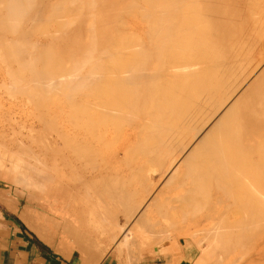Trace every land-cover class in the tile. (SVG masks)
Masks as SVG:
<instances>
[{"label": "bare ground", "instance_id": "6f19581e", "mask_svg": "<svg viewBox=\"0 0 264 264\" xmlns=\"http://www.w3.org/2000/svg\"><path fill=\"white\" fill-rule=\"evenodd\" d=\"M116 1L0 0V73L12 81L0 85L57 134L51 165L40 162L112 207L93 214L106 235L121 210L156 234L134 243L137 259L154 242L167 264H264V0ZM96 164L106 173L80 174Z\"/></svg>", "mask_w": 264, "mask_h": 264}, {"label": "rangeland", "instance_id": "374dc122", "mask_svg": "<svg viewBox=\"0 0 264 264\" xmlns=\"http://www.w3.org/2000/svg\"><path fill=\"white\" fill-rule=\"evenodd\" d=\"M108 1L111 2V1H114V0H111V1L108 0ZM234 1L231 0V3L233 2V3H236V4H240V3H237L238 0H236L235 2ZM249 1L250 0H246L245 3H247V5L249 3L251 4V2H249ZM255 1L256 0H253L254 3H255ZM239 2H241L242 5H243L244 1L240 0ZM260 2H262V1H260ZM116 3H118V0L116 1ZM116 3L111 4L109 7H111L112 5L121 6L120 3H118V4H116ZM242 5L240 4V6H242ZM117 6H114V9H116ZM119 6L117 8H119ZM109 7H108V9H109ZM242 7L245 8V5H243ZM110 9H113V6ZM58 21L56 20L55 22H58ZM55 22L52 24L53 25L51 27L52 30L56 29V27L54 28V26L58 25ZM55 24H57V25H55ZM38 33L39 32H37V34ZM79 33H81V34L85 33L84 36H87L86 33H88V31H86V30L84 32L83 31H79ZM38 36H40V37H38ZM42 37L43 36L41 35V33H39L37 35V37H35V38L37 40H39L40 42H43L44 38H45L46 42L49 41V40H47L46 37H44V38H42ZM38 38L42 39V41L40 39H38ZM46 42H44V43L47 44L48 42L47 43ZM60 43H62V42L58 41L56 46L61 45ZM59 47L60 46H58V48ZM1 62H2V59L0 60V63ZM1 65H2L3 69L6 70L5 65L3 63H1L0 67H1ZM15 66L16 65H14V67ZM2 67L0 68L1 69V73H5L4 72L5 70L2 71L3 70ZM263 69H264V62L261 63V66L259 67L257 72H261ZM7 70H9V67H8ZM1 73H0V84L3 83L4 81H6L7 79H9L11 81V79H10L11 77L8 76L9 73L7 75V77H9V78L5 77L6 75L1 76L2 75ZM251 78L247 80V84L250 83ZM10 81L7 80L4 83H7L9 85L8 82H10ZM4 83H3V85H6ZM11 83H12V81H11ZM11 83H10V86L12 85L11 87H14V85L11 84ZM3 85H2V87L0 85V87H1L0 88V178L7 179L8 181L4 180V182L6 184H8L9 186H12L16 190H18L19 191L18 193H20V194H22L24 196V200L25 201L31 202L32 204L38 205L39 207L45 208V209H47V207H51V208L54 207L52 209V211H54L56 220L62 221L61 217L58 214H62L63 211L66 213V217L70 216L71 222H72V226L70 225L71 227H74L75 225L76 226L79 225L80 228L82 229V231L88 236L87 239H88L89 242H92L94 245H104L105 251L103 252V254H102V252L101 253L98 252L99 253L97 255L98 258L95 257L96 259H99V256H102L101 259H103V258H106V257H111L114 254L115 255V264H141V262H142V264H167V261H166V258H165L166 254L162 250V247H163L162 243H156V244L154 242L150 243L149 246H146L144 248V250H143L144 253H147V254L143 255V259L142 260L137 259V258H139L138 255H137L139 253V252H137L139 248L137 247L138 245L136 246V245H134V243L136 241L137 242L138 241H142V239L143 238L145 239V237L148 238V237H151V236H156V234L153 235L152 233H148V230H145L146 228H144V227L142 229L138 228V231L136 229H134L132 222H131L132 224L131 223L128 224L127 217H125L126 212L121 210L120 212L116 213L117 217H116V215L112 214V215H114L116 217L113 220L115 222H118V226L115 224L116 228H113L114 221H113V223L111 222V224H109L107 222L108 223L107 227L112 225V228H111L113 230L112 234L113 235L114 234L117 235V237L115 235H114V237H112L113 235L111 234L110 231H108V233L110 232V234L112 236L110 234L106 235L107 232L105 233V231L103 232L102 229H100V226H101L102 222L101 221H95L97 219L93 218V214L94 213L96 214V218L101 216L102 214L104 215V217L101 216L102 218H108L106 215L109 216V211L112 210V207L109 206V207L106 208V210L105 209L101 210V208L97 207L98 205L96 203L99 204V202L95 203V200L97 201V199H99V196L97 195V193H95V195H97V199H96V196L92 193L94 191H92V190L89 191V189L87 190L86 189L87 187L83 186V184H82L83 182L82 183H78L77 181L71 180V178H70V181H69L68 177L64 176L65 172L69 173V171H68L69 169L67 167H65V168L63 167L62 173L64 172V174H61V176H63L61 178H58L59 176L55 178V176L52 175L51 171H49L47 169L45 170L46 167H44L43 164H45L47 162V163H49V165H51V163H52V162L50 163V161H49L50 158L52 160V157H51L52 155H51L50 148L53 147V145L55 144L54 143V138H55V136L57 134L55 133V131L52 132V130H51V134H50V130H48L49 127L45 128L44 124H42L43 120L41 122V120L38 119V116L35 115L37 113V111L35 109L36 106H34L35 107L34 108L32 106L33 103H30V104L28 103L29 97H28V99H25V98H27V95H25L24 96L25 98H23V97L20 96V94L18 92L14 91V88H13V90L11 88V90L13 91V94L15 96V97H13V96H11L12 92H11L10 88H9V90H10L9 93L10 92L11 93L9 94L8 93V89L7 90H3V87H4ZM8 85H7V87H8ZM246 85H244V86H246ZM17 94H18V96H17ZM58 95H57V97H59ZM57 97L56 98L53 97V98L56 100ZM18 98H21L23 100L22 102H24V103H22L20 101L21 99L19 100ZM61 98H62V96H61ZM59 99L60 98L57 99L58 101L56 100L58 103L60 102ZM17 100L19 101V103H18ZM24 100H26L27 102L25 103ZM38 113H40V112L38 111ZM52 115H54V114H51V116ZM60 116H62V115H60ZM60 116L56 115L57 119H58V117L60 118V120L58 119L59 123L57 122L58 123V127L61 126V128H62V126L64 127L67 124V126H66L67 128L66 129H68V122L66 121L67 118L65 116H64V118H62ZM53 117L55 118V116H53ZM61 119L63 120V122H62ZM50 120L52 121L51 117H50ZM64 121H66V122H64ZM10 122L12 124L13 123L14 124L12 125ZM61 122H62L63 125L61 124ZM9 123L11 124V126L9 125ZM15 124H16V126H15ZM32 125H33V127H32ZM12 128H13V130H12ZM114 130H113V132H115ZM113 134L114 133H112V136H110L111 134L107 135L106 140L104 138V140L106 142L103 140L102 142H105V144H103L101 142L102 145H106L107 142H108L109 144H107V145L109 146V148L111 147L110 144L111 145L113 144V146H114L115 145V141L114 140H110L111 137H114ZM50 135H52V136H50ZM53 136H54V138H53ZM108 136H110V138ZM107 138L109 140H107ZM21 139L22 140L24 139L23 140L24 145H25L24 146V148H25L24 150H26L25 154L23 153L24 151L21 152L23 150V147L20 144L19 145L16 144V142L17 141L20 142ZM113 139H115V137ZM59 141H57V143H58V145H60V147H62L63 144H61V143H63V142L62 141L59 142ZM101 143H97V145L95 147H98V145H100ZM18 146H20V148H18ZM108 146H107V148H108ZM26 147H28V148H26ZM103 147L104 146H101V148H100L101 150L100 151H98L99 149L97 150V148H96V152L98 153L97 155L101 156L106 151V153L109 152V154H108V157H109V155H110V151L109 150L110 149L103 148ZM21 148H22V150H21ZM113 148L114 147H112V150H114ZM28 149H32L31 151L29 150L30 151L29 153L31 155L28 153ZM47 150H48V152H50V154L48 152H46ZM102 150H103V153H102ZM112 150H111L112 154L115 153V150L114 151H112ZM18 151H19V154H18ZM20 153H23V154H20ZM27 153H28V155H27ZM44 153H46V156H44ZM48 154H49L50 158L48 157ZM106 156H107V154H106ZM34 157H35L36 160H39V161H36L34 159ZM45 157H47V159H45ZM104 157H105V155H104ZM104 157L102 156V160H104L103 159ZM108 157L106 158L107 160L109 159ZM113 158H114L113 155L110 156L111 164H112V162L115 163V160L114 161L111 160ZM40 159H43L42 161L44 163L42 161L40 162ZM98 160L101 161V157ZM36 162H38V163H36ZM107 162L109 164V161H107ZM100 164H101V166H104V167L107 166V165H105L106 162H105V164H102L100 162ZM111 164L109 165L110 167L112 165L115 166V164H112V165ZM96 165L98 166V168H95L94 170L91 169V168L90 169L87 168L88 171L87 170L86 171L83 170L82 172H80L81 170L79 169L80 170L79 172H80V174L82 173V176L85 174L83 177H85V179H88V177H92L94 175L92 171L95 172L97 169H99V171H102V172L99 173L97 171L98 173L95 172V175H100V174L102 175V173H104V174L106 173L104 171H105L106 168L109 167V166H107L105 169L103 168L104 169L103 170L101 166H99L98 164H96ZM78 166H80V165L78 164ZM113 166H112V168H114ZM92 168H94V166H92ZM111 170H113V169H109L108 171H111ZM87 173H89V174H87ZM90 174H93V175L91 176ZM95 175H94V177H95ZM64 177L67 178V179H65ZM59 179H61V180H59ZM58 188H60L61 191L57 190ZM85 189H86V194L84 195ZM64 190L66 192L65 195L62 194ZM56 191H58L57 194H56ZM91 193L94 196H92ZM87 195H89V196H87ZM91 198H94L93 199L94 202L92 201ZM88 199H89V201H88ZM90 201L93 203V205L95 204L94 206H95L96 210L94 209V207H91L93 205H92V203ZM98 208L100 209L101 212H99ZM107 209L109 211L107 213H105L107 211ZM93 211H95V212H93ZM98 212L100 213L99 216H98ZM91 213H92V215H91ZM93 219H95V220H93ZM99 219H100V217H99ZM97 222L98 223L101 222V223H99L100 225L99 224L95 225V224H97ZM180 223L181 222L179 221L178 225ZM104 224L105 225H102V226H104V228H105L106 223H104ZM61 227H63V226L61 225ZM95 227H97V228H95ZM107 227L105 229L108 230L110 227H108V228ZM104 228H103V230H105ZM130 229L132 231H130ZM143 230H145V231H143ZM115 231L118 234L115 233ZM146 231H147V234H149L150 236L149 235L147 236V234H145ZM139 232H140V235H138ZM101 233H104V234H101ZM123 235L127 236V238H128L127 239V244H129V245L125 244V246H123L122 254L123 253L124 254L121 255V254L118 253V248L116 246L117 244H115V243L118 242V238H119V240L123 239L124 238ZM108 236H111L113 240L111 239V237H108ZM114 239H115V241H114ZM109 240H110V242H109ZM138 243H140V242H138ZM138 243H136V244H138ZM190 247H191V245L189 247H187L186 249H189ZM158 249H159V251H158ZM168 264H170V263H168ZM182 264H187V263L183 262Z\"/></svg>", "mask_w": 264, "mask_h": 264}, {"label": "crops", "instance_id": "0c3cea01", "mask_svg": "<svg viewBox=\"0 0 264 264\" xmlns=\"http://www.w3.org/2000/svg\"><path fill=\"white\" fill-rule=\"evenodd\" d=\"M4 180L0 178V264H115L114 254L94 260L87 253L95 247L103 254L105 247L89 242L79 225L71 227L64 211L58 214L62 221L56 220L54 207L25 201Z\"/></svg>", "mask_w": 264, "mask_h": 264}]
</instances>
